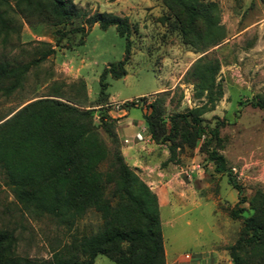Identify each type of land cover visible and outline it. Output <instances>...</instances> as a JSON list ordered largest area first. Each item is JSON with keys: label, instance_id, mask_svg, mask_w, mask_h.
<instances>
[{"label": "rangeland", "instance_id": "374dc122", "mask_svg": "<svg viewBox=\"0 0 264 264\" xmlns=\"http://www.w3.org/2000/svg\"><path fill=\"white\" fill-rule=\"evenodd\" d=\"M203 1L219 4L227 38L202 55L184 43L173 26L174 18L160 0H73L79 18L72 24L56 27L44 17L21 18L20 39L14 38L7 48L0 45V61L23 64L39 58L40 52L49 47L55 50L54 55L31 68L23 89L9 97L0 90V123L25 105L56 94L62 95L64 101L84 102L87 109H100L94 107L99 99L100 77L107 67L124 59L126 39L115 27L104 31L91 23L97 13L128 18L131 25L132 55L126 66L127 76L108 77L110 100L149 95L154 103L158 97L167 95L164 115L167 129L171 127L172 116L205 104L204 98L196 97L188 76L194 63L203 56L219 61L221 68L216 82L223 90V98L201 119L206 128L219 130L211 149L226 158L228 170L243 191L239 195L228 183L226 174L215 172V165L203 151L208 139L205 136L195 149H178L172 162L185 167L188 164L182 156L190 157L203 177L192 180L183 177L185 187L192 184L185 188L189 192L184 191L183 195L173 192L183 205L161 211L166 264L231 263L228 249L235 245L243 227V219L234 218L232 213L244 209L241 216H251L249 200L255 190L264 191V110L253 104L258 98L264 99V0ZM144 114L141 109L131 110V116L140 120ZM99 115V112L95 115L96 125L100 124ZM169 145L165 144L168 150ZM101 223L99 215L90 213L69 230L50 217L30 215L17 202L0 169V231L14 234L17 256L33 261L49 260L73 236L93 234ZM95 264L115 263L98 256Z\"/></svg>", "mask_w": 264, "mask_h": 264}, {"label": "trees", "instance_id": "16d2710c", "mask_svg": "<svg viewBox=\"0 0 264 264\" xmlns=\"http://www.w3.org/2000/svg\"><path fill=\"white\" fill-rule=\"evenodd\" d=\"M115 1L118 0H110ZM160 1L174 18L173 26L184 43L197 54H205L226 40L218 3ZM33 16L65 27L79 18V12L73 0H0V45L7 48L14 38L20 39L21 18ZM91 23L104 31L115 27L126 39L124 59L111 64L100 77L99 99L94 106L100 109H87L84 102L64 101L62 95L56 94L16 110L0 123V169L17 202L30 215L50 217L73 230L79 221L95 213L101 218V226L93 234L73 236L69 244L43 261L17 256L14 234L0 231V264H95L98 256L115 264L167 263L158 196L127 163L117 134V120L109 116L106 107L110 103L108 77L127 76L126 66L132 55L131 25L128 18L109 13L95 14ZM54 54L55 50L49 47L29 63L0 61L3 95L9 97L23 89L31 68ZM220 68L219 61L207 56L194 63L188 76L196 97L204 98L205 104L172 116L170 129L164 120L167 95L158 97L149 106L144 120L157 144H170L171 161L178 149H195L202 136L208 138L203 151L215 165V172L226 174L228 183L241 195L243 188L228 170L226 158L211 149L219 130L206 128L201 119L223 98V90L216 82ZM86 98L85 95L84 101ZM253 104L264 110V99L258 98ZM98 112L100 124L96 125ZM249 209L252 212L249 217L241 216L244 209L232 213L234 218L243 219L241 235L228 249L232 264L264 263L262 189L254 191Z\"/></svg>", "mask_w": 264, "mask_h": 264}, {"label": "crops", "instance_id": "0c3cea01", "mask_svg": "<svg viewBox=\"0 0 264 264\" xmlns=\"http://www.w3.org/2000/svg\"><path fill=\"white\" fill-rule=\"evenodd\" d=\"M117 125V134L127 163L138 171L142 180L158 196L161 211L169 209L172 205H183V201L176 200L174 197L175 195H183L184 191L189 192V189L185 188L191 187L192 184L185 187L183 182L177 180L179 166L170 160L168 147L165 145L160 146L155 142L125 144L126 139L134 140L135 136L140 133L141 128L146 126L144 118L140 120L138 117H132L131 111L127 117L117 121ZM182 160L190 167L195 162L185 155L182 156ZM202 177L203 173L200 170L197 171L196 176L193 173L195 179ZM174 191H176L175 195Z\"/></svg>", "mask_w": 264, "mask_h": 264}, {"label": "built area", "instance_id": "2783aa9c", "mask_svg": "<svg viewBox=\"0 0 264 264\" xmlns=\"http://www.w3.org/2000/svg\"><path fill=\"white\" fill-rule=\"evenodd\" d=\"M153 103V99L151 96H143L141 98L137 99H131V100H125V101H116L112 100L110 103L106 106L108 109L109 116L117 121L125 118L128 116L130 112V107L133 109H141L143 111L148 112L149 106ZM143 143V142H154L152 140L151 135L148 132V129L146 126L141 128L140 133H138L134 140L126 139L124 141L125 144H131V143ZM200 170V167L193 164L192 167L185 166V167H178V178L177 180L179 182H183L185 184L183 177H187L189 180H192L193 173ZM187 259H190L189 256L186 257ZM232 264V263H229Z\"/></svg>", "mask_w": 264, "mask_h": 264}]
</instances>
